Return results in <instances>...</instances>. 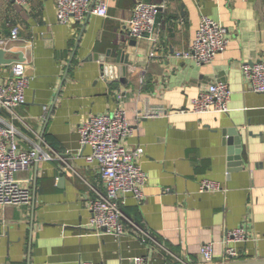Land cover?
I'll return each mask as SVG.
<instances>
[{"label": "crops", "instance_id": "obj_1", "mask_svg": "<svg viewBox=\"0 0 264 264\" xmlns=\"http://www.w3.org/2000/svg\"><path fill=\"white\" fill-rule=\"evenodd\" d=\"M106 16L58 23L54 0L25 6L0 0L4 58L24 61L25 103L9 120L21 150L42 148L48 160L15 178L30 202L0 206V264H205L201 245L213 242L211 264L264 263V94L253 93L241 65L264 58V0H89ZM156 5L157 31L132 37L137 4ZM227 29V48L209 64L177 58L190 48L200 18ZM16 38L12 39V31ZM126 60L117 70V60ZM113 63H112V62ZM108 65L115 69L102 70ZM11 76L0 64V82ZM215 80L231 91L229 112L192 114L190 101ZM120 109L131 132L124 144L141 148L147 181L141 200L125 196L128 220L116 236L90 228V202L105 195L99 166L87 163L79 126ZM202 180L219 191L199 192ZM240 226L248 242L224 256V236ZM146 233L150 239L144 238Z\"/></svg>", "mask_w": 264, "mask_h": 264}, {"label": "built area", "instance_id": "obj_2", "mask_svg": "<svg viewBox=\"0 0 264 264\" xmlns=\"http://www.w3.org/2000/svg\"><path fill=\"white\" fill-rule=\"evenodd\" d=\"M18 6L29 4L30 0H13ZM56 19L58 23L66 25L70 20L81 22L87 15L106 16L104 4L96 7L89 0H54ZM159 7L139 3L133 11L130 20V34L132 37L153 36L157 31L156 18ZM11 38H16L13 30ZM227 29L218 22L202 16L200 18L190 48L176 54L177 58L185 59L196 65L211 63L216 55L222 53L228 45ZM3 42L0 40V49ZM11 76L0 82V206H20L30 202L31 190L22 186L15 178L19 171L27 170L33 165L48 160H59L66 163L62 156L51 155L42 148V141L34 144L29 150H21L15 140L16 130L9 120L20 118L15 109L25 103V90L28 88L29 78L26 76L24 61L14 60L10 64ZM243 77L248 81L253 93L264 94V58L245 62L241 65ZM231 91L227 84L215 80L207 91L198 94L190 101L192 114H225L229 112ZM132 128L127 123L123 111L117 109L108 114L90 116L78 129L81 148H88L84 156L87 163H96L102 182L105 185V195L90 202V228L104 230L116 236L124 234V222L130 220L119 208L125 196L135 200L143 197L142 187L147 181L146 174L138 165V158L142 155L141 148L128 150L124 144L126 136ZM220 186L210 180H202L199 192L219 191ZM143 233V232H142ZM144 238L150 239L146 234ZM246 228L240 226L229 231L223 238L224 256L230 261L237 259L238 253L234 244L248 242ZM214 243L207 242L200 246L199 254L203 256L205 264H211L214 257ZM91 264V263H84ZM129 264H146L143 258H133Z\"/></svg>", "mask_w": 264, "mask_h": 264}, {"label": "water", "instance_id": "obj_3", "mask_svg": "<svg viewBox=\"0 0 264 264\" xmlns=\"http://www.w3.org/2000/svg\"><path fill=\"white\" fill-rule=\"evenodd\" d=\"M18 61H23V59L19 58ZM12 62H14V60H10V59H5L4 58V51L2 49H0V64H11ZM117 63H118L117 65H119V66H117V68L113 67V66L105 65V66L102 67V70L106 71L107 69H115L116 68L117 70L122 72V70L125 69L124 68L125 66L124 65L122 66L121 64L126 63V60L125 61L124 60L121 61L119 59V60H117ZM262 264H264V263H262Z\"/></svg>", "mask_w": 264, "mask_h": 264}]
</instances>
